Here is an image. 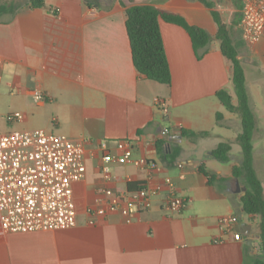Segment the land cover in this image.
<instances>
[{
    "label": "crops",
    "instance_id": "1",
    "mask_svg": "<svg viewBox=\"0 0 264 264\" xmlns=\"http://www.w3.org/2000/svg\"><path fill=\"white\" fill-rule=\"evenodd\" d=\"M31 1L19 8L9 4L0 14V98L7 101L9 116L24 112L22 119L9 121L29 128L22 131L41 129L83 142L87 171L74 185L77 224L32 233H8L0 224V264H254L261 258L258 221L244 213L233 177L242 149L234 152L232 146L228 163L213 156L221 142H229L224 131L237 132V139L241 131L239 117L217 97L226 89L236 103L231 64L216 39L212 11L226 21L215 1L209 0L213 9L195 0H44L42 8L31 7ZM132 5L180 15L212 37L196 52L183 27L160 21L170 85L147 79L134 66L126 28ZM237 34L256 122L253 164L264 187V111L260 118L250 92V85L257 86L264 100V35L249 45ZM37 91L45 102L36 100ZM156 99L164 101L167 113ZM185 132L206 134L191 138ZM123 140L132 142L134 159H146L149 166L115 162L105 179L101 146L107 142L108 152L120 156L116 142ZM163 140L165 152L158 146ZM176 147L181 150L174 159ZM144 187L161 190L151 208L132 219L88 212L106 205L103 190L128 196ZM171 194L188 201L179 214L166 207ZM228 215L239 217L237 231L251 227L248 239L223 233L218 219Z\"/></svg>",
    "mask_w": 264,
    "mask_h": 264
},
{
    "label": "built area",
    "instance_id": "2",
    "mask_svg": "<svg viewBox=\"0 0 264 264\" xmlns=\"http://www.w3.org/2000/svg\"><path fill=\"white\" fill-rule=\"evenodd\" d=\"M237 28L244 41L255 45L264 35V0H241L240 18ZM4 60L0 57V75ZM39 102L46 98L40 91L34 93ZM158 107L167 113L164 101L156 99ZM21 113L9 117V121L22 119ZM120 156L108 152V143L102 144V173L105 179L111 175L115 162L147 167L146 159H134L130 140L116 142ZM84 144L67 136L48 133L37 129L16 130L0 133V224L8 233H32L38 231L64 230L77 224V209L74 185L86 175L83 159ZM161 188L144 187L130 195L115 193L106 189V205L100 209H89L90 214L105 215L120 213L132 219L138 212L151 208V198ZM187 200L171 194L166 201L167 209L174 214L181 213ZM239 217L222 216L218 225L224 234H231L234 240L243 239V232L237 231ZM216 242H223L218 239Z\"/></svg>",
    "mask_w": 264,
    "mask_h": 264
},
{
    "label": "trees",
    "instance_id": "3",
    "mask_svg": "<svg viewBox=\"0 0 264 264\" xmlns=\"http://www.w3.org/2000/svg\"><path fill=\"white\" fill-rule=\"evenodd\" d=\"M195 1H199L211 9L214 8V3L209 0ZM1 3L0 14L5 11L8 0H1ZM31 7H45V2L44 0H32ZM212 13L218 27L216 39L220 42V50L231 64V80L236 103L233 96L226 89L219 91L217 97L230 113L239 117L241 122V131L237 140L242 149V161L239 166L233 168V177L247 188L246 195L241 198L240 204L250 221H258V232L261 236L264 252V187L253 164V134L256 122L246 86V74L229 26L223 21L218 11L213 10ZM161 20L183 27L191 36L196 52L207 46L212 41V37L205 29L190 25L184 17L161 11L150 5H132L127 9L126 28L136 70L149 80L163 85H170L172 74L161 33ZM223 119L224 116L218 113L217 122L221 123ZM183 134L184 136L190 135L193 138L206 133L185 132ZM167 145L168 142L165 140L158 143L159 147H163L164 152ZM180 150V147L173 150L171 155L174 159L177 158ZM231 151V143L221 142L213 151V156L222 163H228ZM200 172L209 176V178L211 177L204 166L200 167ZM210 181L212 182L211 178ZM254 264H264V254Z\"/></svg>",
    "mask_w": 264,
    "mask_h": 264
},
{
    "label": "rangeland",
    "instance_id": "4",
    "mask_svg": "<svg viewBox=\"0 0 264 264\" xmlns=\"http://www.w3.org/2000/svg\"><path fill=\"white\" fill-rule=\"evenodd\" d=\"M1 1V0H0ZM216 6L221 9V13L224 16V20L226 21V24L229 26L231 33L236 39V43H238V28L236 30V24L239 21V15H240V0H214ZM28 2V0H8L7 5L12 4V7L19 8V6H22L23 3ZM30 2V1H29ZM240 34V33H239ZM232 88V86H231ZM234 89V88H233ZM258 87L255 85H250V92L252 93V104L256 106V109L258 110L259 117L261 118V113L264 111V100H261L262 92L257 91ZM4 98H0V133L7 132V131H15V130H28L27 127H20L17 124H9V114L10 111L7 108V101H3ZM7 99V98H5ZM18 113L24 114L22 111H16ZM16 112L12 113L14 115ZM11 115V116H12ZM18 121V120H15ZM224 131V130H223ZM226 136V140L229 141L233 148L234 152L237 151L238 148H240V144L237 142V132L235 131H224L223 132ZM192 149V148H189ZM223 165V164H220Z\"/></svg>",
    "mask_w": 264,
    "mask_h": 264
},
{
    "label": "water",
    "instance_id": "5",
    "mask_svg": "<svg viewBox=\"0 0 264 264\" xmlns=\"http://www.w3.org/2000/svg\"><path fill=\"white\" fill-rule=\"evenodd\" d=\"M176 130H178V129H176ZM178 132H180V131L178 130ZM246 192H247V188L241 187L239 181L237 180V191H236V193H239V194L241 193L242 196H245ZM243 234L248 239L251 236V227L246 226ZM251 242L252 241L250 240L248 243L251 244Z\"/></svg>",
    "mask_w": 264,
    "mask_h": 264
}]
</instances>
